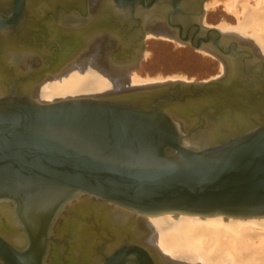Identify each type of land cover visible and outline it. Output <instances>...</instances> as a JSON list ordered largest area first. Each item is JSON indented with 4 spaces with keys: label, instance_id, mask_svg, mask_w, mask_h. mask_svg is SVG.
<instances>
[{
    "label": "water",
    "instance_id": "obj_1",
    "mask_svg": "<svg viewBox=\"0 0 264 264\" xmlns=\"http://www.w3.org/2000/svg\"><path fill=\"white\" fill-rule=\"evenodd\" d=\"M204 2L112 0V75L137 67L145 31L160 25L182 46L204 49L222 64L213 79L38 103L34 90L42 73L59 64L55 50L43 69L6 67L10 76L0 77V206L12 205L20 245L0 235V264H44L49 243L60 244L53 226L79 198L95 200L122 225L170 214L264 218V57L251 40L204 25ZM25 3L13 0L11 14L0 15V33L15 26ZM56 10L55 24L58 12H70ZM12 50L2 53L9 59ZM74 51L62 52L67 61ZM122 242L102 264H153L154 250Z\"/></svg>",
    "mask_w": 264,
    "mask_h": 264
},
{
    "label": "bare ground",
    "instance_id": "obj_2",
    "mask_svg": "<svg viewBox=\"0 0 264 264\" xmlns=\"http://www.w3.org/2000/svg\"><path fill=\"white\" fill-rule=\"evenodd\" d=\"M243 2L244 4L240 5L241 10H236L234 0H228L225 3L228 14L234 16L237 20V28L221 26L215 29L223 35L234 37L239 41L244 38L247 41L251 40L264 57V0H254V6H250L246 0H243ZM204 9L206 10V7ZM162 10L163 8L159 9V11ZM154 13L156 14L154 11L148 12L141 18L146 21L149 19L148 16L155 15ZM141 14L139 13V15ZM117 21L122 22L123 19L119 18ZM234 34H240L241 36L239 38ZM145 37V41L147 38L160 37L173 40L181 45L172 34H168L160 25L147 29ZM199 51L207 53L204 49ZM143 54L144 52L140 56L141 59ZM16 62L19 65L17 67H23V70L31 69L27 64L22 65L24 63L22 59ZM78 63L75 62L71 65H77ZM82 64L84 65L75 67L66 64L67 67L60 72L63 75L48 78L47 81L43 79L39 82L34 90L36 101L38 103H51L77 95L90 96L113 90L134 89L155 83L173 82L172 79L163 81L160 79H142L135 75L133 71L124 72L118 77L114 75L111 77L105 74L106 69L103 67H100V70L98 68L94 70L90 68L88 63ZM220 65L223 68L222 64ZM11 67H13V70H21V68ZM222 71L223 69L220 72L222 73ZM183 82L188 81L184 80ZM39 86L42 88H38ZM41 98L43 99L41 100ZM79 199L71 203L69 208L79 202ZM121 216L129 220V215L122 213ZM136 224L141 232V241L148 246L144 247L148 249L151 247L150 249L155 252L158 251L167 260L177 262L179 259H186L185 264H264V218L233 219L222 216L198 217L170 214L156 217H139L136 219ZM123 229L132 236L129 222L125 224ZM118 242L114 244H118Z\"/></svg>",
    "mask_w": 264,
    "mask_h": 264
},
{
    "label": "flooded vegetation",
    "instance_id": "obj_3",
    "mask_svg": "<svg viewBox=\"0 0 264 264\" xmlns=\"http://www.w3.org/2000/svg\"><path fill=\"white\" fill-rule=\"evenodd\" d=\"M24 11L22 15L19 16V20L15 24L14 27H10L8 31L1 32L0 36V77L5 78L9 77L8 73H6L8 66V70L11 67V63L19 61L22 59L24 63L22 65L27 64L28 67L33 68H41L43 69L44 63L43 61L52 56L51 52H54L58 59V67H56L53 72L42 73V80H48V78H53L60 76L63 68L74 64L75 62H79L77 65L89 64L91 69L96 70L97 68L100 70V67L107 68L105 74L107 76L112 77V65L115 64L116 61L112 60L113 49L116 46L112 45V0H25ZM190 5H194L198 0H186ZM206 3V0L204 4ZM13 5V0H0V15L5 17L10 13ZM61 8V11L70 10L67 14H60L59 22L52 23V17L56 15V9ZM205 17V16H204ZM63 22V24H61ZM62 26H60V24ZM122 23V22H121ZM59 25V27L57 26ZM156 27V26H153ZM2 28H0L1 30ZM4 30V29H2ZM1 30V31H2ZM169 40V39H167ZM173 41V40H172ZM4 47H12L13 53L11 57L8 59L5 56L6 52L2 53ZM22 47H31L30 50L22 49ZM33 47H38V53L36 50H33ZM118 47V46H117ZM17 48H21L23 51H17ZM70 48L75 50L73 53V57L70 61L65 59L63 55V51ZM40 50V51H39ZM29 55H28V53ZM62 54H61V53ZM113 53V54H112ZM143 53V52H142ZM15 54V55H13ZM28 55V56H27ZM27 56V57H26ZM46 58V59H45ZM57 62V61H56ZM62 62V63H61ZM114 62V63H112ZM52 63V62H51ZM91 63V65H90ZM67 64V65H66ZM39 65V66H38ZM66 65V66H65ZM77 65H71L75 67ZM16 68V65H13ZM70 66V67H71ZM95 67V68H94ZM23 69V67H17ZM34 68V69H35ZM55 68V67H54ZM102 70V69H101ZM15 71V70H13ZM17 73V70L15 71ZM57 74V75H54ZM54 75V76H52ZM121 75V74H120ZM118 75V76H120ZM118 77L117 75H114ZM40 80V79H39ZM41 80V81H42ZM43 83V82H42ZM81 198L79 202H76L71 208L68 209L69 215L66 212L63 214L62 223L66 222V218H73L75 214H73V210L83 209L85 204L87 203H96L95 200ZM74 206V207H73ZM106 215L111 216L112 213L107 209ZM12 211V205H8L7 207H0V218L4 220V217L11 223L10 215ZM4 216V217H3ZM106 216V217H107ZM126 219V218H125ZM126 223H123L125 226ZM130 224V223H129ZM63 225L60 227V229ZM128 227V225H127ZM94 228V229H93ZM92 231L96 233L101 232V227L94 224ZM130 228L132 231L140 232L139 226L136 224V221L133 225L130 224ZM15 234L20 233L18 226H14ZM117 232V231H116ZM128 232V231H127ZM125 230L124 236L115 235V233L111 235H107L105 237H101L96 235L94 240L93 252L88 258L79 260L78 264H102L103 256H110L112 252V248L119 246L118 244L123 241L121 244L129 243V241L133 244L146 246L142 241H132L129 240L131 238L130 234ZM134 232V233H135ZM132 233V232H131ZM141 233V232H140ZM61 240V239H60ZM119 241V242H118ZM118 244H114L117 243ZM114 244V245H113ZM151 248V247H150ZM149 248V250H150ZM153 248V247H152ZM108 249V250H107ZM152 250V249H151ZM75 255V254H74ZM56 254H53L48 257L49 264H56L55 261ZM76 256V255H75ZM71 257V256H70ZM74 257V256H73ZM150 259L153 264H185V261L181 262L180 260L177 262H173L171 260H167L162 255L157 252H154ZM181 262V263H180ZM187 264V263H186ZM190 264V263H189Z\"/></svg>",
    "mask_w": 264,
    "mask_h": 264
},
{
    "label": "rangeland",
    "instance_id": "obj_4",
    "mask_svg": "<svg viewBox=\"0 0 264 264\" xmlns=\"http://www.w3.org/2000/svg\"><path fill=\"white\" fill-rule=\"evenodd\" d=\"M226 1L228 0H206V3L204 4L206 7V10L204 9V25L208 27L214 26V28L221 26L231 27L233 29L237 28L238 23L236 18L227 12L225 6ZM234 2L236 10H241L240 5L242 6L245 1L234 0ZM247 3L250 6H254V0H249ZM236 36L240 38L241 35L239 34ZM251 43L257 47L252 41ZM143 52L142 59L139 61L137 67L132 70L135 75L142 79H160L161 81L172 79V81L187 80L200 82L216 78L220 75V71L222 70L221 65L204 51H195L190 47L178 45L174 41L165 38H147V40L144 41ZM38 88L42 87L39 86ZM42 99L43 98H41V100ZM105 213L106 210L104 206L98 203H87L83 209L73 210L75 217L69 219L66 218L64 224L62 223L63 216L58 219L53 226L51 236L58 239L60 244L55 245L49 243L47 260L49 256L56 254V264H78L80 263L79 260L83 258L86 259L92 254V246L94 245L96 235L101 237L107 235L112 236L113 232H115L116 235L124 236V226L121 223L114 222V219L108 217ZM9 220L11 223H9L5 217L4 220L0 218V235L6 238L10 244L19 246L20 236L18 233L15 234L13 232L14 222L11 217ZM96 223L101 227L100 233L92 231L94 229V224L96 225ZM118 224L120 225L118 226ZM62 225L63 227L60 229ZM131 234L132 236L129 240L133 238L132 241H141L140 232L134 233L132 231ZM47 260H45L44 264H49ZM180 261L183 262L186 261V259H181Z\"/></svg>",
    "mask_w": 264,
    "mask_h": 264
}]
</instances>
